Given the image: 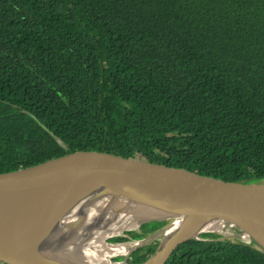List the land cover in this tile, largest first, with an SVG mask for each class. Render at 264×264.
Returning a JSON list of instances; mask_svg holds the SVG:
<instances>
[{
  "label": "trees",
  "instance_id": "16d2710c",
  "mask_svg": "<svg viewBox=\"0 0 264 264\" xmlns=\"http://www.w3.org/2000/svg\"><path fill=\"white\" fill-rule=\"evenodd\" d=\"M76 150L264 180V0H0V172ZM201 237L165 264H264L254 241Z\"/></svg>",
  "mask_w": 264,
  "mask_h": 264
},
{
  "label": "water",
  "instance_id": "95a60500",
  "mask_svg": "<svg viewBox=\"0 0 264 264\" xmlns=\"http://www.w3.org/2000/svg\"><path fill=\"white\" fill-rule=\"evenodd\" d=\"M140 209L144 214L134 216ZM128 213L134 225L105 235L103 243L144 223L167 221L161 231L130 248L132 252L158 240L154 251L134 264H165L179 244L202 239L205 232L254 241L264 251V180L139 155L76 150L0 172V262L85 264L73 257L71 247ZM215 220L224 223L222 230L236 228L240 232L205 229ZM112 256L111 264H131L126 254L123 260Z\"/></svg>",
  "mask_w": 264,
  "mask_h": 264
},
{
  "label": "bare ground",
  "instance_id": "6f19581e",
  "mask_svg": "<svg viewBox=\"0 0 264 264\" xmlns=\"http://www.w3.org/2000/svg\"><path fill=\"white\" fill-rule=\"evenodd\" d=\"M136 214L141 216L142 214H144V210H138V212L135 213L134 216ZM120 217L121 218L119 220L118 217L113 223H110L107 229L98 232L95 235L89 236L83 239L81 243L78 242L73 247H71V250L73 251L72 253L74 254L73 257L79 259V262H84L85 264H111L109 262V256L115 253L113 252L114 250H117V252L119 253L128 252L129 248L125 247L124 244L113 246L108 244L107 242L103 243V237L105 235L117 232L119 229L134 225L135 223V220L132 219V214H123ZM223 224L224 223L219 220L211 221L210 223L205 225V229L218 231L220 230V232H222V229L224 227ZM108 247H112L110 252ZM96 248H99L100 251H104L105 253L99 254L95 250Z\"/></svg>",
  "mask_w": 264,
  "mask_h": 264
},
{
  "label": "built area",
  "instance_id": "2783aa9c",
  "mask_svg": "<svg viewBox=\"0 0 264 264\" xmlns=\"http://www.w3.org/2000/svg\"><path fill=\"white\" fill-rule=\"evenodd\" d=\"M116 242V243H115ZM136 243V241H131V240H125V241H120V242H118V241H110V240H108V244H110V245H113V246H115V245H120V244H124V246L125 247H127V248H129V250H128V252H123V253H119V252H117V250H114L113 252H115V254H114V256H116V255H120V256H122L123 257V255L124 254H126V257L128 256L129 257V255H130V253L131 252H129L130 251V248H132V246L134 245ZM111 249V248H110ZM127 257V258H128ZM112 258H113V256H112ZM116 258V257H115ZM118 258V257H117Z\"/></svg>",
  "mask_w": 264,
  "mask_h": 264
},
{
  "label": "rangeland",
  "instance_id": "374dc122",
  "mask_svg": "<svg viewBox=\"0 0 264 264\" xmlns=\"http://www.w3.org/2000/svg\"><path fill=\"white\" fill-rule=\"evenodd\" d=\"M165 222H167V221H165ZM138 228H139V227H138ZM135 230H136V229H135ZM223 231L226 232V231H228V230H227V229H224ZM223 231H222V232H223ZM125 232H126V231H125ZM125 232H124V233H125ZM229 233H231V232H229ZM110 241H111V240H110ZM109 248H112V247H108V249H109ZM95 250H96L99 254H100V253H105L104 251H100L99 248H96ZM98 250H99V251H98ZM106 250H107V248H106ZM110 250H111V249H109V252H110ZM97 252H96V253H97ZM114 254H115V253H114ZM115 257H116V258H115ZM117 257H118V258H117ZM113 259L123 260L124 257H122V256H120V255H116V256H113ZM0 264H1V262H0Z\"/></svg>",
  "mask_w": 264,
  "mask_h": 264
}]
</instances>
